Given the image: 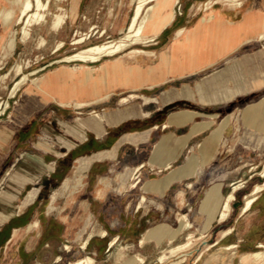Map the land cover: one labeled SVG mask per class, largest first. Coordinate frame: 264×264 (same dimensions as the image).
I'll use <instances>...</instances> for the list:
<instances>
[{
    "label": "rangeland",
    "instance_id": "obj_1",
    "mask_svg": "<svg viewBox=\"0 0 264 264\" xmlns=\"http://www.w3.org/2000/svg\"><path fill=\"white\" fill-rule=\"evenodd\" d=\"M207 1L177 0L173 3L171 8L176 19L170 30L176 29L184 21L191 22L198 18L206 11ZM71 4L72 0H51L49 8L45 11L47 21L32 23L27 42L21 41L24 23H17L15 18L14 22L6 27L3 18H0V108L8 101V106L0 115V264H69L85 256L93 257L94 264H169L174 259H183L179 264H259L250 255L253 252L264 251L260 246L264 244V216H248L240 219L236 223L235 231L228 235L225 231L231 225L229 221L234 218L233 216H227L225 221H219L221 216H214L213 219L209 216H197L196 206L192 212L188 211L189 215L186 216L191 226L177 234L174 241H165L160 252L156 253V246L153 243L143 248L137 245L140 228L145 229L144 227L154 223H169L173 230L179 227V217L187 211L185 200L191 198L190 194L194 192L200 199L204 190L202 187L206 186L213 177L223 175V169L217 165L204 172L197 185L190 187L189 191L192 193H189L188 197L175 194L179 189H185L187 182L182 181L165 197L149 196L141 209L137 208L139 196L144 191L140 189L141 185L148 179H161L165 175L164 172L148 167L142 169L143 174L135 171L129 183L139 176L138 186L133 188L134 190L128 188L127 191L118 192L116 177L119 172L125 170L124 163L113 167L108 165L106 160L96 161L90 169L85 171L78 169L76 161L78 154L74 150L80 148L78 153L86 152L87 147L82 149L79 146L82 143L87 144V141L75 137L70 131L71 128L79 127L82 120L91 118L94 113L105 115L126 106L140 107V104L145 102L139 97L126 102L120 101L130 93L159 98L165 88L118 91L106 101L82 109L61 106L59 102H53L42 110L34 112L28 120H24L26 90L29 87H39L34 79L43 80L47 73L62 66L75 69V64L84 62L60 61V59L85 46L120 37L121 30L129 29L133 21L136 0H79L75 16L71 12ZM213 6L226 5L219 2ZM13 7H16V16H18L20 10L17 4L0 0V10ZM61 12H66L67 18L64 26L55 32L51 29V24L55 15ZM13 32H15L16 45L14 50L9 51L6 45ZM168 36L170 34L168 35V30H165L160 42H164ZM79 37L86 39L76 44L75 39ZM61 40L65 42V47L55 51ZM153 42L136 46L150 49ZM160 45L159 43L156 47ZM119 57L105 56L95 63H100L103 59ZM135 57L123 56L130 60ZM17 64L23 67L20 74H16ZM226 65L222 63L185 81L193 84L203 80L207 73ZM7 72L8 75L3 77ZM25 74L28 78L15 95L11 96V89ZM60 76L62 80L65 79L64 75ZM181 82H176L173 86H179ZM159 100L161 101V98ZM160 101L150 102L142 107L144 111L153 112L161 106ZM164 110L168 111L169 107L166 106ZM131 123L140 126V119H134L129 122ZM216 127L217 119H214L204 134L212 132ZM117 130L119 127L108 128L111 134ZM87 133V140L95 137L90 131ZM108 136L110 135L106 134L103 140L106 141ZM62 140L73 141L79 146L68 151L61 144ZM35 158H41L45 164L54 168L51 171L45 166L41 169ZM260 159L263 162L257 168V172L262 175L264 155ZM135 163L127 169H135L139 165ZM146 168L149 173L145 171ZM40 170L42 174L37 176ZM151 172H156V175ZM76 175H79L77 178L83 179L84 184L81 188L72 189ZM66 178L71 181L65 187ZM101 178H108L111 186L99 198L95 196ZM240 183H242L241 188H244L247 181L237 182ZM32 189L39 190L35 200L18 212L21 215L4 219L8 210L21 204L28 191ZM222 191L228 194L231 190L226 188ZM54 193L56 198L51 201V195ZM175 203L179 204L180 208L177 209ZM52 205L54 207L50 209ZM146 213L148 215H144ZM147 219L149 222L146 221ZM33 221H38V225L33 227L28 235L22 232V235L10 245L8 251L2 248L7 243L12 227H22ZM104 231L106 234L103 233ZM190 233L193 235L191 247L165 263H160L158 260L152 262L153 259L159 258L165 249L186 242ZM116 236L115 244L109 246ZM86 240L87 245L83 248ZM229 245L232 246L228 249L224 247ZM235 245L237 247H234ZM143 255L148 259L141 262L136 256L143 257Z\"/></svg>",
    "mask_w": 264,
    "mask_h": 264
},
{
    "label": "crops",
    "instance_id": "obj_2",
    "mask_svg": "<svg viewBox=\"0 0 264 264\" xmlns=\"http://www.w3.org/2000/svg\"><path fill=\"white\" fill-rule=\"evenodd\" d=\"M242 2V5L237 7L213 6L195 20L184 21L176 29L170 30L176 19L174 15V18L162 28L150 45L148 50L155 52L153 56L140 54L131 60L123 57L103 59L100 63L89 65L90 72L86 69L75 70L62 66L47 73L41 82V87H29L26 90L24 120H28L34 112L61 100L91 102L108 94L111 97L118 91L165 88L161 96L156 97L158 99L156 102H159L165 93L169 94L170 98L165 102L160 101L161 106L153 112L144 111L142 106L148 103L142 102L140 107L134 106L140 110V114L128 116L126 112L131 106L105 113L114 116L119 112L125 115L115 124L103 121V128L106 131L101 135L92 130H86V137L81 141H87V144L82 143L79 146L76 143L72 147L73 149L76 146L82 149L88 148L86 152L80 153H78L80 148H75L74 152L77 151L78 154L76 161L116 147L114 157L95 159L88 169L93 167L94 162L106 160L108 165L113 167L119 163L125 164V170L119 174L127 172L129 170L127 168L134 162L143 165L140 168L142 174V169L145 167L164 172L165 175L161 179L172 172H183V170L185 173L189 172L188 175L174 179L162 193L143 191V194L139 196V202L142 195L146 196V200L140 207L137 205L138 209L143 207L149 196L165 197L175 185L182 181L187 182L185 189H179L175 194L188 197L189 193H192L189 191L190 187L197 185L203 173L217 165L223 169V175L213 177L206 186L202 187L204 190L200 199L194 192L190 194L191 198L188 201L185 200L187 211L183 214L189 215L188 211L192 212L197 206V216H212L204 202L211 189L219 188L221 201L214 216H221L225 200L234 193L235 199L230 202L231 212L227 215L234 217L229 221L231 225L228 227V230L232 231L229 234L233 233L240 219L248 216H264V189L258 191L259 193L255 191L258 185L264 183V177L257 172V168L263 162L260 158L264 155V82L252 87L257 80L264 79V37H262L264 0H243ZM182 28L184 32L177 36V31ZM165 30H168L170 36L161 43L160 38ZM159 43L161 45L156 47ZM222 63L227 65L207 73L203 80L193 84L185 81L189 77L216 68ZM59 75L66 77L62 80ZM179 81H182L179 86H173ZM239 85L249 87L216 101L204 102L201 99L203 95L212 94L214 89L231 93ZM202 89H205V93ZM166 106L169 107L168 111L164 110ZM213 115L215 117L211 118L210 116ZM134 119H140V126L134 123L129 124ZM214 119H217L216 128L222 127L215 138L212 136L213 131L204 134ZM204 125L207 126L202 127ZM112 127H119V130L111 134L108 128ZM73 129L74 127L70 129L71 133ZM87 131L93 133L95 137L87 140ZM106 134L110 136L105 141L103 137ZM127 134H138V138L135 142L125 141L119 144L120 139ZM64 142L75 143L62 140L63 146ZM195 160L196 165H194ZM145 171L149 173L147 168ZM151 173L156 175V172ZM153 180L160 179H148L144 182ZM240 180L247 181L246 186L235 190L234 186ZM75 182L74 180L72 189L78 188ZM190 183L192 185L188 186ZM226 188L231 190L228 194L222 191ZM251 197H255L256 200L249 209H245L247 199ZM178 205L175 203L177 209L180 208ZM19 215L21 214L16 216ZM225 220L227 218L221 221ZM146 221L149 222L148 219ZM31 223H26L22 227H12L7 243L2 248L8 251L11 248L10 245L22 235V232L28 235L33 229L28 227ZM161 224L168 225L171 230L169 223H154L144 227L145 229L140 228V235L136 241L138 247L143 248L153 243L158 253L165 241L171 242L177 238V236L173 240L166 236L159 239L146 238L150 229ZM231 246L224 247L228 249ZM224 247L222 248L225 249ZM143 257L148 259L145 255ZM155 260L158 258L153 259L152 262Z\"/></svg>",
    "mask_w": 264,
    "mask_h": 264
},
{
    "label": "bare ground",
    "instance_id": "obj_3",
    "mask_svg": "<svg viewBox=\"0 0 264 264\" xmlns=\"http://www.w3.org/2000/svg\"><path fill=\"white\" fill-rule=\"evenodd\" d=\"M7 1H9L11 4H15V5L17 4V6H19V10H20L19 15L16 16V14H17L16 13V7H13L11 9L0 10V18H3L4 24L6 27H9V25L14 22L15 18H16L15 21L17 23H21V22L24 23V26L22 28V35L23 36H22L21 41L27 42V39L30 37V34H31L30 26L32 25V23L33 22L41 23L42 21H47V16L45 14V11L49 8L51 0H7ZM176 1L177 0H136L135 15H134V18L132 19L133 21H132L130 26L127 24L129 26V29L121 30V36L120 37H118L117 39H114V40L85 46L84 48L80 49L79 51H76L75 53L65 55L64 57H62L60 59V61H71L72 62L73 60H77V61L84 62L82 64H75V70L86 69L88 72H90L91 67H89V65H87V64L88 63H90V64L95 63V62L101 60V58H103L105 56L117 55V56H120L119 58H122L124 55L140 56V54L153 56L155 54L154 51L148 50L145 47L144 48L138 47L136 45H140V44L145 45L148 42L155 40L156 35H158L160 33L162 28L165 25H167L168 23H170V21L174 18V11L172 10L171 7H172L173 3H175ZM242 1L243 0H208L205 4L206 5V11L210 10L212 8L213 4H216L219 2H222L223 4H225L226 6H229V7H237V6L242 5V3H243ZM78 2H79V0H72L71 12H72L73 16H75V14L77 12ZM66 18H67L66 12L57 13L54 17V20L52 21L51 29L55 32L59 31L60 28H62L64 26ZM257 22H258V20H257ZM183 30H184V28L179 29L177 31L176 35L180 36V34L183 32ZM250 32H252V31H250ZM235 34H236V32H235ZM232 37H233V35H232ZM262 37H264V33L262 34ZM245 38H247V37H245ZM85 39H86V37L76 38L75 43L76 44L82 43L85 41ZM64 44H65V42L63 40H61L57 44L55 51L61 50V48L63 46L65 47ZM15 45H16V37H15V32H13L11 37L8 39L6 48L9 51H12V50H14ZM208 54H210V53H208ZM208 57L210 58V56H208ZM119 62H120V60H119ZM179 67H180V61H179ZM15 69H16V74H20L21 69H23V67L21 64H17L15 66ZM230 70H232V69L230 68ZM7 75H8V72L6 74H4L3 77H6ZM218 77H219V75H218ZM27 78H28V75L25 74L24 76H22V78L20 80L19 79H18V81L16 80L17 83L11 89V92H10L11 96L15 95L17 90L21 87V85L26 81ZM59 78H61L60 75H59ZM34 80H33L34 82H37V86L41 87V80L42 79H39V78L36 79L35 78ZM220 81H222V80H220ZM263 82H264V79L261 81L257 80L254 83L255 85H252V87L256 86V85L258 86L259 84H261ZM248 87L249 86L245 87L243 85H239L236 87V89L231 91V93L226 92V90H220V92H219V91L214 89V92L212 91V94H209L210 97L208 95H203L201 97V99L204 102L216 101L220 98H225V97H228L229 95L239 93ZM200 91L201 90H199V92ZM202 91L205 93V89L204 90L202 89ZM206 94H208V93H206ZM109 97H110V94H108L102 98L96 99L94 101H91V102L80 101V100H75V101H63V100H61L59 102V104L61 106H71L74 108L82 109L83 107H89V106L96 105L100 102H103V101L107 100ZM138 97L143 98L145 101L144 103L156 102L158 100L156 97L153 98V97L140 95L137 93H130L127 96L122 97L120 99V101L126 102L132 98H138ZM169 98H170V95L165 93L162 95L161 101L165 102ZM7 106H8V101L5 102V105H3L0 108V115L2 114V112L5 110V108ZM126 114H128V116L140 114V110H137L134 106H131V107H129V109H127ZM123 115H125V114H122L119 112H118V114H115L114 116L94 113L91 118H89L87 120H85V119L82 120L80 122L79 127L78 126L74 127V129L72 130V134L75 135L80 140H84V138L86 137V130H92L96 134L101 135L106 131L103 128V123H102L103 121H106L109 124H115L123 117ZM210 117L211 118L215 117V115L210 116ZM206 126L207 125H204L202 127H206ZM221 130H222V127H221V129H217V128L214 129L212 132V134H213L212 136L215 138L220 133ZM137 138H138V134L124 135L120 139L119 144L122 142H125V141L135 142L137 140ZM75 145H76V143L70 144V143L64 142V147L67 150H70ZM115 154H116V147L111 149V150H105V151L95 153V154L91 155L90 157L82 158L81 160L78 161V169L80 168L81 170H87L88 167L90 166V163L93 160L103 159V158H112L115 156ZM34 160H37L38 166L40 168L42 167L41 169H44L43 168L44 166H45V168H47V170H52L54 168L53 166H48L47 164H45L41 158H35ZM196 164H197V162L195 160L194 165H196ZM142 166L143 165L139 164L138 166L135 167V169H131V170L129 169V170H127V172H124L122 174L117 175L116 182H117V191L118 192H124V191H127L128 188L133 189V188H136L138 186V184L140 182L139 176H137L133 182L129 183V180H130V177L132 176L133 172L136 171L139 173L140 168ZM41 173H42V170H40L38 172L37 176H39ZM188 174H189V172L185 173L184 170H183V172H172V173L166 175L163 179L145 182L141 186V189L144 191H152L155 193H162V192H164V190L169 186V184L174 179H176L177 177H182V176L188 175ZM262 175L264 176V169L262 171ZM78 176L79 175H76L74 177V180H76V182L74 184L76 185V187L81 188L84 184V181L82 178H77ZM69 181H71V179L66 180L65 187L69 184L68 183ZM191 185H192L191 183L188 184V186H191ZM110 186H111V183L108 180V178H101L100 186L96 189V196L95 197L101 198L105 194V190L107 188H109ZM241 186H242V183L237 184L234 186V189L236 190L238 188H241ZM263 189H264V183H262L261 185H258L257 188L255 189V191H257V193H259L258 191L263 190ZM38 192H39L38 189H32V190L28 191V193L26 194L22 203L16 207H11L8 210L7 214L4 215V219L9 218L11 216L18 215L19 211H22V209L25 208V206H27L28 204L32 203L35 200ZM55 198H56V194L54 193L53 195H51V201H54ZM234 199H235V194L231 193L227 197V199L225 200V202L223 204L222 211H221V217H220L221 220L226 219L229 212H231L230 202ZM145 200H146V196L142 195L140 197V202H139L138 206L140 207L141 204L145 202ZM255 200H256L255 197H251V198L247 199V204L245 206V209H249ZM220 201H221V196L219 193V188L211 189L208 192L207 198L205 199V202H204L205 203L204 205L207 207V210L209 209V211H211V213H212V216H209L210 219L214 218V215L218 209V205L220 204ZM53 207L54 206L52 205L50 207V209H53ZM179 220H180V226L176 227L174 230L173 229L170 230L169 226L166 224H161V225L155 227L154 229H150L146 235V238L156 237L159 239V238H163L164 236H166L170 240H173L177 234L182 232L185 228L191 226L190 225L191 223L187 220L186 214L180 215ZM37 225H38V221H33L28 227H29V229H31ZM230 231L231 230L225 231V234H228ZM103 233L106 234L105 231ZM192 238H193V235H192V233H190V235L188 236V240L186 242H184L183 244H179V245L165 249L162 252V254L159 256L158 261L160 263H165L168 260L170 261L171 258L178 256L181 252H184L185 250H187L189 247H191L193 245V239ZM116 240H117V236L111 240L110 245L115 244ZM86 245H87V240L84 241L83 248H85ZM66 246H68V245H66ZM260 246L264 248V244H261ZM250 256L253 258V260L256 263H259V264L262 262L264 263V251L253 252V253H251ZM136 257L141 262L144 261L143 257H141V256H136ZM182 260L183 259H180V260L174 259V260H171L169 264H179L180 261H182ZM94 262H95V259L93 257L85 256V257L79 258L75 261H72L69 264H94Z\"/></svg>",
    "mask_w": 264,
    "mask_h": 264
}]
</instances>
